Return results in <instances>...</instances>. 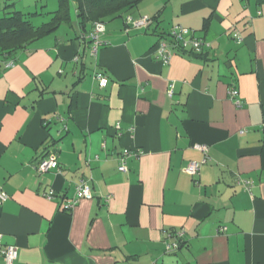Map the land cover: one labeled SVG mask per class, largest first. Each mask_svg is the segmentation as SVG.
I'll return each mask as SVG.
<instances>
[{
    "label": "crops",
    "instance_id": "obj_1",
    "mask_svg": "<svg viewBox=\"0 0 264 264\" xmlns=\"http://www.w3.org/2000/svg\"><path fill=\"white\" fill-rule=\"evenodd\" d=\"M55 1L15 10L35 25ZM73 5L13 67L0 58V264L9 245L15 264H264V0H145L105 24L96 55ZM176 26L209 45L164 64L154 50ZM125 150L138 155L121 172ZM50 154L60 170L39 174ZM82 180L94 198L66 212Z\"/></svg>",
    "mask_w": 264,
    "mask_h": 264
},
{
    "label": "trees",
    "instance_id": "obj_2",
    "mask_svg": "<svg viewBox=\"0 0 264 264\" xmlns=\"http://www.w3.org/2000/svg\"><path fill=\"white\" fill-rule=\"evenodd\" d=\"M75 4L77 17L82 26L89 23L101 22L106 24L123 15L137 9L145 0H72ZM12 0H0V58L7 62L20 52L27 50L35 41L47 37L57 32L61 26L72 23L71 19V0H58V9L49 13L50 19L41 25H34L32 17L35 12L25 14L15 10V2ZM161 12L150 18L152 23L158 22ZM128 18V17H127ZM127 20V19H126ZM206 30V28L204 29ZM169 34H160L159 37L165 38ZM101 37V36H100ZM101 41V39H100ZM82 43L90 49L93 48L94 40L90 37L84 38ZM100 47L105 45L100 42ZM192 54V53H191ZM201 56V54H192ZM7 68V67H6Z\"/></svg>",
    "mask_w": 264,
    "mask_h": 264
},
{
    "label": "built area",
    "instance_id": "obj_3",
    "mask_svg": "<svg viewBox=\"0 0 264 264\" xmlns=\"http://www.w3.org/2000/svg\"><path fill=\"white\" fill-rule=\"evenodd\" d=\"M126 24L129 26H133L135 28H142L147 27L149 24H151V21L149 18H141L139 20H134L131 17H128L126 20ZM105 32V24L101 22H97L94 24V28L92 32L89 34V37L94 40L93 48H92V55H96L99 48H100V36L104 34ZM234 37L237 40H241V37L238 33L234 35ZM209 45V42H207L204 38L197 37L195 35V32L185 28L183 26H176L174 27L171 32L169 33L168 37L161 38L158 42L155 50H154V56L156 57V60L168 64L172 57L179 53H192V54H202L205 46ZM14 62L9 61L6 64L7 68L13 67ZM95 79L99 83V87L101 89H104L108 86L110 80L109 78L103 73V72H97L95 75ZM174 94V86H170L169 89V96H173ZM230 98L232 100L236 101L237 105H240L239 101V90L236 88H232L229 92ZM196 149L199 151L207 154L208 148L206 146H196ZM136 156L137 154H133V152L129 150H125L123 153V157L121 158V164L119 167V170L121 172H127L128 168L126 165V158L130 156ZM202 163L199 162H191L186 167L185 171L187 174L191 176H196L201 168ZM54 170H60L59 162L55 155H47L44 157L40 163L37 166V172L39 174H44L50 171ZM246 185H251L250 182L244 181ZM57 197V193L54 190H50L46 194V198L50 201L55 200ZM94 198L92 188L91 186L84 180H82L79 185L76 188V193L74 198H72L69 202H67L63 209L66 212L72 211L79 202L82 200H92ZM9 199V195L0 190V206L5 203ZM110 199V196L108 197ZM174 240L177 241L173 244L168 245L167 250H176L179 247V241L183 239V233L182 232H175L173 234ZM170 237H172L170 235ZM172 237V238H173ZM2 239V235L0 234V241ZM2 255L4 257L5 264H15L16 260L18 259V248L16 246H7L2 249Z\"/></svg>",
    "mask_w": 264,
    "mask_h": 264
},
{
    "label": "rangeland",
    "instance_id": "obj_4",
    "mask_svg": "<svg viewBox=\"0 0 264 264\" xmlns=\"http://www.w3.org/2000/svg\"><path fill=\"white\" fill-rule=\"evenodd\" d=\"M52 1H53V3L55 2L54 4H56V6H57V2L55 0H14L11 3L16 2L15 9L16 8L18 9L19 7L20 8H23L24 6H27V5H33L34 7H36L37 3H42V2L43 3H47V2H50L49 7L46 10H44V11H47V10L51 11L50 9L52 8ZM38 8H39V13L41 14L40 11L43 8L42 7V4H39L38 5ZM71 9L74 10L73 2H71ZM49 11H47V12H49ZM49 19H50V17L47 16L46 15V12H45V14H43V16L34 17V22H35V25H37V24L38 25H41V23L47 22ZM118 20H122L123 21V19L117 18V19H115L113 21L108 22L106 25L112 24L113 22L118 21ZM87 60L93 64L92 57L88 58Z\"/></svg>",
    "mask_w": 264,
    "mask_h": 264
}]
</instances>
